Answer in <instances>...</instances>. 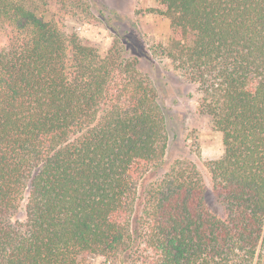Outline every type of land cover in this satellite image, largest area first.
Segmentation results:
<instances>
[{
    "label": "trees",
    "instance_id": "16d2710c",
    "mask_svg": "<svg viewBox=\"0 0 264 264\" xmlns=\"http://www.w3.org/2000/svg\"><path fill=\"white\" fill-rule=\"evenodd\" d=\"M170 36H121L105 55L33 0H0V264H264V0H157ZM151 55L196 86L221 134L204 163L167 170ZM23 204L24 221L12 215Z\"/></svg>",
    "mask_w": 264,
    "mask_h": 264
},
{
    "label": "rangeland",
    "instance_id": "374dc122",
    "mask_svg": "<svg viewBox=\"0 0 264 264\" xmlns=\"http://www.w3.org/2000/svg\"><path fill=\"white\" fill-rule=\"evenodd\" d=\"M46 18L66 34L97 45L105 55L113 41L121 36L137 38L151 53L157 45L166 43L170 36L165 9L157 0H33ZM9 35L6 24L0 20V47ZM152 54V53H151ZM140 73L154 88L158 101L166 113L165 134L167 148L162 170H167L177 159L196 165L202 183L201 204L212 216L223 218L224 211L216 201L206 160L222 154L221 134L215 131L210 119L199 112L196 86L185 82L165 59L151 55L138 65ZM23 204L13 213V221H24ZM91 264H111L95 257Z\"/></svg>",
    "mask_w": 264,
    "mask_h": 264
}]
</instances>
